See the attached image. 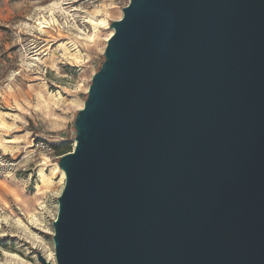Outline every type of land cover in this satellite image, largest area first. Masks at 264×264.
Returning <instances> with one entry per match:
<instances>
[{"label":"water","instance_id":"obj_1","mask_svg":"<svg viewBox=\"0 0 264 264\" xmlns=\"http://www.w3.org/2000/svg\"><path fill=\"white\" fill-rule=\"evenodd\" d=\"M110 27L56 264H264V0H129Z\"/></svg>","mask_w":264,"mask_h":264},{"label":"rangeland","instance_id":"obj_2","mask_svg":"<svg viewBox=\"0 0 264 264\" xmlns=\"http://www.w3.org/2000/svg\"><path fill=\"white\" fill-rule=\"evenodd\" d=\"M128 2L0 0V117L7 123V127L0 125V264H40L37 253L43 258L51 251L54 254L52 222L63 186L57 184L56 176L52 188L43 196H35L37 166L45 164L48 174L61 155L72 152L74 118L85 101L92 76L103 62L110 25L120 19ZM61 7L73 16L62 14ZM105 12L108 23L99 27L97 44L87 45L75 38L81 35L75 24L92 32L86 24L88 18L104 23ZM43 20L48 25L47 33L38 28L37 23ZM70 40L81 50L80 62L63 59L57 47L67 42L70 48ZM40 91L60 93L64 103L45 110L38 100ZM5 145L10 148L5 149ZM42 157L47 158L45 163ZM34 211L39 213L37 224L30 217ZM18 221L29 231L18 226Z\"/></svg>","mask_w":264,"mask_h":264},{"label":"bare ground","instance_id":"obj_3","mask_svg":"<svg viewBox=\"0 0 264 264\" xmlns=\"http://www.w3.org/2000/svg\"><path fill=\"white\" fill-rule=\"evenodd\" d=\"M108 1V0H107ZM61 2V1H60ZM58 3V2H57ZM55 4V3H54ZM66 4V3H65ZM53 5V4H52ZM51 5V6H52ZM96 7V6H95ZM54 8H56L54 6ZM103 8V7H102ZM101 8V9H102ZM61 12L62 14H65L67 16H73L72 14L70 15V11L69 10H65V8L61 7ZM85 13V12H84ZM96 13H100V11H96ZM75 14V13H74ZM99 16V15H98ZM122 17V11H121V15L119 18ZM53 18V17H51ZM105 19V22L104 23H101V20L100 19H96V18H93V17H90L88 18V22L86 24H88L89 26H91L92 28V32H87L81 28H79L76 24H75V28L78 30V32L81 33L80 36H75L76 39H79V40H83L87 45L88 44H97V42L99 41V27L104 25V24H107L108 23V14L105 12V16L103 17ZM66 19V18H65ZM82 20V19H81ZM68 22V21H67ZM38 24V28L39 30L42 32V33H47V29H48V25L46 23L45 20L43 21H40L37 23ZM81 24V23H80ZM85 25V24H84ZM59 26V25H58ZM73 26V25H72ZM87 27V26H85ZM61 28V27H60ZM71 28V27H70ZM49 30V29H48ZM68 30V29H67ZM74 30V29H73ZM61 31V30H60ZM91 31V30H90ZM87 32V33H86ZM113 29L110 27V30L108 32V34L106 35V38L104 40V45H106V42L107 40L112 36L113 34ZM79 34V33H78ZM63 40V39H62ZM71 43V47L69 48L67 45V42L64 43H60L59 47L60 51L62 52V57L63 59H67L69 62H74V63H77V62H80L82 59H83V56H82V53H81V50L80 48L78 47L77 43L73 42L72 40H70ZM57 51V50H56ZM39 52V51H38ZM53 52V51H52ZM45 53V52H44ZM60 53V52H59ZM37 54V53H36ZM85 55V54H84ZM45 57V56H44ZM60 57V56H59ZM87 58V57H86ZM37 59V58H36ZM65 60V61H67ZM35 61V60H34ZM85 61V60H84ZM40 62V60H39ZM68 63V62H67ZM62 64V63H61ZM71 64V63H70ZM88 91V87L86 89V92ZM62 95V94H61ZM60 93L58 94H52V93H45V92H39L38 93V100L40 102V104L43 106V108L45 110H50L52 106H60L62 103H64L63 101V98L61 97ZM68 101V100H67ZM84 102V101H83ZM31 105V104H30ZM83 107V104H81V108L82 109ZM56 108V107H55ZM61 112V111H60ZM5 115V114H4ZM48 122V121H47ZM0 125L2 127H7V123L5 121L4 118L0 117ZM5 130V128H4ZM12 139V138H11ZM6 140V138H5ZM5 149L6 148H10V146H4ZM3 149V148H2ZM6 151V150H5ZM29 159V158H27ZM41 161H43L44 163L47 161V158L45 157H42L41 158ZM45 164H40L37 166V174H38V178H39V184L37 185V194L35 196L39 197V196H43L44 195V191L45 190H48L50 188L53 187L54 185V179L56 176H58L59 180L57 182L58 185H60L61 187L64 185V180H65V175H64V172L58 167V165H52L51 168H50V172L48 174L45 173ZM56 183V182H55ZM22 184V183H21ZM61 191V190H60ZM61 193V192H60ZM57 202V201H56ZM43 205V204H42ZM39 206H41V203H39ZM42 207V206H41ZM42 209V208H41ZM38 215L39 213L37 211H34L32 214H31V218H33V222L34 223H38L39 222V218H38ZM40 217V216H39ZM30 218V219H31ZM32 223V222H31ZM17 225L18 226H22L23 229L29 231V228L27 226H25V224H23L22 221H18L17 222ZM41 226V225H40ZM25 230V231H26ZM38 238V237H37ZM35 245V244H34ZM53 246V245H52ZM35 248V247H34ZM53 248V247H52ZM44 250V249H43ZM42 251V250H41ZM44 256V255H43ZM48 256V255H46ZM44 257L45 260L47 262H49L50 264H56L55 262V258H54V254L52 253L51 251V254L48 256V257ZM15 257V256H14ZM13 257V258H14ZM11 258V257H10Z\"/></svg>","mask_w":264,"mask_h":264}]
</instances>
